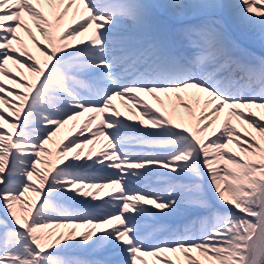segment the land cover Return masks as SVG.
Wrapping results in <instances>:
<instances>
[{"label":"snow or ice","instance_id":"obj_1","mask_svg":"<svg viewBox=\"0 0 264 264\" xmlns=\"http://www.w3.org/2000/svg\"><path fill=\"white\" fill-rule=\"evenodd\" d=\"M0 264H264V0H0Z\"/></svg>","mask_w":264,"mask_h":264},{"label":"bare ground","instance_id":"obj_2","mask_svg":"<svg viewBox=\"0 0 264 264\" xmlns=\"http://www.w3.org/2000/svg\"><path fill=\"white\" fill-rule=\"evenodd\" d=\"M21 35H23V34H21ZM38 36H39V34H38ZM24 39L25 40H27V37L25 36L24 37ZM37 55L39 56V54L37 53ZM40 59L42 58V57H39ZM113 103H114V105L116 106V105H118V103H120V101L118 100V101H113ZM88 115L87 114H85V117H82V119H80V121H79V123H78V125H77V128H75V129H72L71 128V124H69V125H66L64 128H62L63 129V131H65L66 133H73V136H75V135H77L78 134V131H79V126H80V124H82L83 123V120L87 117ZM93 127H95V124L93 125ZM63 133L62 134V136H64L66 133ZM87 134V133H86ZM61 136V137H62ZM60 137V136H59ZM58 137V138H59ZM60 137V138H61ZM59 138V139H60ZM69 138H72V137H69ZM58 141V140H57ZM107 191V190H106Z\"/></svg>","mask_w":264,"mask_h":264},{"label":"rangeland","instance_id":"obj_3","mask_svg":"<svg viewBox=\"0 0 264 264\" xmlns=\"http://www.w3.org/2000/svg\"><path fill=\"white\" fill-rule=\"evenodd\" d=\"M222 119H223V117H222ZM62 133V130H60V132L57 134V136H59L60 134ZM54 139V138H53ZM55 140V139H54Z\"/></svg>","mask_w":264,"mask_h":264}]
</instances>
